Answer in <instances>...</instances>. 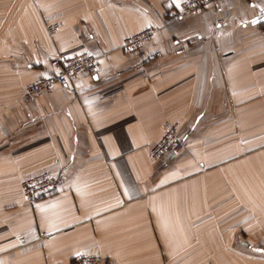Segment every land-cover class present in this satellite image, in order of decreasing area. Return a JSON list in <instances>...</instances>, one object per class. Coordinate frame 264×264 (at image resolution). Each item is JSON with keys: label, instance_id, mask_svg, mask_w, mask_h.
Returning a JSON list of instances; mask_svg holds the SVG:
<instances>
[{"label": "crops", "instance_id": "crops-1", "mask_svg": "<svg viewBox=\"0 0 264 264\" xmlns=\"http://www.w3.org/2000/svg\"><path fill=\"white\" fill-rule=\"evenodd\" d=\"M175 6L0 0V264H264V0ZM148 26L140 62L122 45ZM82 52L95 75L25 94ZM168 123L186 147L153 159ZM47 170L32 203L22 182Z\"/></svg>", "mask_w": 264, "mask_h": 264}, {"label": "built area", "instance_id": "built-area-1", "mask_svg": "<svg viewBox=\"0 0 264 264\" xmlns=\"http://www.w3.org/2000/svg\"><path fill=\"white\" fill-rule=\"evenodd\" d=\"M225 0H183L179 7L175 6L170 10L173 20H183L189 14L204 11L210 6H218ZM60 28V23L55 22L48 25L51 35ZM158 28L153 26L145 27L127 37L123 41L122 48L128 55L140 62L148 58L147 44L153 40ZM98 56L82 52L69 57L56 58L50 62V73L29 84L25 94L35 98L38 94L52 89L57 83L67 84L70 80L76 79L82 74L95 75L98 71ZM186 147V139L180 133L178 123H168L162 137L151 147L150 154L153 159H168L176 156ZM58 180V174L47 170L38 175L30 177L22 182L24 195L35 203L40 197L49 193ZM50 235L49 237H53ZM74 264H105L102 255L80 253L75 258Z\"/></svg>", "mask_w": 264, "mask_h": 264}, {"label": "snow or ice", "instance_id": "snow-or-ice-1", "mask_svg": "<svg viewBox=\"0 0 264 264\" xmlns=\"http://www.w3.org/2000/svg\"><path fill=\"white\" fill-rule=\"evenodd\" d=\"M174 2L176 3V6L177 7H179L180 5H179V3L178 2H176V0H174ZM79 255V254H78Z\"/></svg>", "mask_w": 264, "mask_h": 264}]
</instances>
